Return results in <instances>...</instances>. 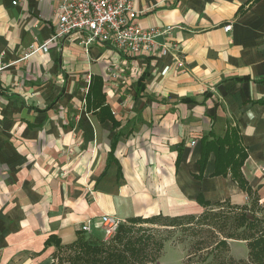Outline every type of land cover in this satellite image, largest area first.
<instances>
[{"label":"crops","instance_id":"crops-1","mask_svg":"<svg viewBox=\"0 0 264 264\" xmlns=\"http://www.w3.org/2000/svg\"><path fill=\"white\" fill-rule=\"evenodd\" d=\"M133 5L150 53L73 34L28 55L55 34L56 0H0V264L102 242L104 214L196 218L198 197L264 217V0ZM230 130L238 170L216 175L213 151L201 170L204 141Z\"/></svg>","mask_w":264,"mask_h":264},{"label":"rangeland","instance_id":"rangeland-1","mask_svg":"<svg viewBox=\"0 0 264 264\" xmlns=\"http://www.w3.org/2000/svg\"><path fill=\"white\" fill-rule=\"evenodd\" d=\"M250 211L262 222L257 230L264 231L263 214L255 207ZM240 214L242 213L233 207L221 204L206 209L198 216V221L186 223L187 220H183L181 225H176L174 229L161 228L159 225L150 227L148 224L134 226L124 240L135 242L147 264H233L231 261L248 264L246 242L227 239L250 237L249 230L236 227ZM157 224H164V221L158 220ZM256 233L257 231L254 234ZM82 239L101 244L100 241L89 236H84ZM139 239L140 243H138ZM223 240L226 241V246L220 244L216 246ZM160 245L163 247L159 248ZM101 246L107 247L103 244ZM90 253L93 256L89 255ZM94 256L96 255L85 246L75 245L72 248L60 249L55 255L54 264H93L90 260Z\"/></svg>","mask_w":264,"mask_h":264},{"label":"built area","instance_id":"built-area-1","mask_svg":"<svg viewBox=\"0 0 264 264\" xmlns=\"http://www.w3.org/2000/svg\"><path fill=\"white\" fill-rule=\"evenodd\" d=\"M55 34L47 42L31 47L28 55L47 53L49 45L57 39L80 34V45L87 51L94 43L112 46L125 56L136 57L150 53L154 47L156 31L144 30L136 23L137 11L133 0H56ZM15 5V2H13ZM230 26L224 27L229 31ZM165 53V50H163ZM181 67L180 60L175 59ZM90 78L87 77V80ZM122 220L115 215L104 214L100 217L102 242L109 243L117 234ZM83 232H90L89 225L83 226Z\"/></svg>","mask_w":264,"mask_h":264},{"label":"trees","instance_id":"trees-1","mask_svg":"<svg viewBox=\"0 0 264 264\" xmlns=\"http://www.w3.org/2000/svg\"><path fill=\"white\" fill-rule=\"evenodd\" d=\"M144 79L142 78L140 80V85L141 82ZM99 84V83H98ZM99 87V85H98ZM89 90H92V85H90ZM261 103L264 104V99L261 101ZM97 106H99V103H97ZM231 136H228V131L224 135L223 138H216L214 140H208L204 141L203 145V154H202V159L200 161V167L201 170L203 169V166L206 163L207 160V153L210 151H213L215 153V174H224L226 173V170L229 165H237V169L240 167V162L243 161L244 157H241L240 162L233 161L232 156L230 158L231 153L237 152L238 151V146H237V138L235 135V130H230ZM179 158V152L177 156V161ZM240 164V165H239ZM234 172V179H236L242 188H245V184L243 181H241L240 175H235V169H233ZM197 202L202 205L204 208L206 207H213V206H218L219 204H210L208 202H204L201 197L197 198ZM228 205V204H227ZM229 206V205H228ZM205 211V210H204ZM242 214L237 218V223L236 227L238 229L244 228L249 230L250 237L249 238H244V239H236L232 237H228L227 239H232V240H237V241H243L246 242V246L248 249V264H264V231H259L257 228L259 225L262 223L258 219H256L253 216V213L251 211L245 210V211H239ZM203 214V213H202ZM158 218V217H157ZM148 218V219H141V218H134L130 219L127 221L128 226L126 224H121L117 234L115 237L112 239V242L110 243H103L100 242L103 245H107V247H102L101 244H98L97 242L91 243V242H86L83 241L82 238L77 239L76 243L73 245L82 246L87 248L88 250H91L92 253H94L96 256L92 257L90 260L93 264H147L145 263L144 259L145 257L141 255V250L138 248L137 245H135V242H125L126 240L125 237L127 234L131 232V228L137 225H143V224H148V225H155V226H161V228H169V229H174L176 228V225H181L183 220H166L164 218ZM161 220L164 221V224H157V221ZM187 220L186 223H192V221H198V217L196 218H187L184 219ZM180 227V226H179ZM257 231L256 234H254ZM248 232V231H247ZM147 238V237H146ZM49 239L45 242L47 244ZM141 240H138V243H140ZM226 241H219L216 246L224 245L226 246ZM163 245L159 248H162ZM162 250V249H161ZM160 250V252H161ZM89 253V252H88ZM89 255H92L91 253ZM93 256V255H92ZM233 264H246L245 262L237 261L234 263L231 261Z\"/></svg>","mask_w":264,"mask_h":264}]
</instances>
